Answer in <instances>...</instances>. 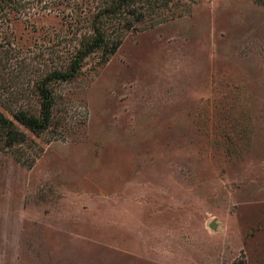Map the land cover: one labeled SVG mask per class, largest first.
Returning a JSON list of instances; mask_svg holds the SVG:
<instances>
[{
  "label": "rangeland",
  "instance_id": "374dc122",
  "mask_svg": "<svg viewBox=\"0 0 264 264\" xmlns=\"http://www.w3.org/2000/svg\"><path fill=\"white\" fill-rule=\"evenodd\" d=\"M98 2L0 0V264H264V5L162 0L30 131Z\"/></svg>",
  "mask_w": 264,
  "mask_h": 264
},
{
  "label": "trees",
  "instance_id": "16d2710c",
  "mask_svg": "<svg viewBox=\"0 0 264 264\" xmlns=\"http://www.w3.org/2000/svg\"><path fill=\"white\" fill-rule=\"evenodd\" d=\"M162 0H99L95 10L83 9L80 13L85 16L90 32H85L78 45L70 51L71 59L65 68L55 69L48 73L42 84L38 85V93L42 98L41 111L38 116L29 115L24 111L16 112L13 117L34 133L46 130L52 120L53 98L49 84L73 79L81 63L91 54L101 49L108 35H122L125 30L133 27L134 23H142L147 15L158 9ZM264 5V0H258ZM162 4V3H161ZM83 9V10H82ZM80 21L81 19H76ZM77 21V22H78ZM4 147L11 148L25 144L28 141L26 133L22 132L15 122L0 112V142ZM235 264H247L240 260Z\"/></svg>",
  "mask_w": 264,
  "mask_h": 264
},
{
  "label": "water",
  "instance_id": "95a60500",
  "mask_svg": "<svg viewBox=\"0 0 264 264\" xmlns=\"http://www.w3.org/2000/svg\"><path fill=\"white\" fill-rule=\"evenodd\" d=\"M210 228H211V229H215V228H216V223H211V224H210Z\"/></svg>",
  "mask_w": 264,
  "mask_h": 264
}]
</instances>
